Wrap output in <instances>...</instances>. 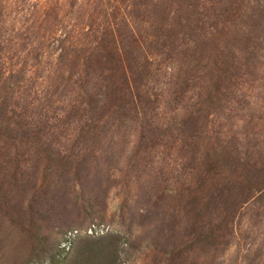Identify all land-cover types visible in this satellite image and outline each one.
<instances>
[{
  "label": "trees",
  "instance_id": "16d2710c",
  "mask_svg": "<svg viewBox=\"0 0 264 264\" xmlns=\"http://www.w3.org/2000/svg\"><path fill=\"white\" fill-rule=\"evenodd\" d=\"M101 1L73 0L72 10L83 4L94 7L97 3L93 6V2ZM154 1L115 0L113 14L103 24L95 17L96 10L86 8L82 19L75 18L73 30L65 31V38L61 39L63 52L57 62L46 58L43 63L42 46L36 34L31 33L32 19L24 24L26 31L24 26L16 27L18 17L10 25L11 12L0 0V235L12 225L32 221L37 193L61 191L60 180L70 176L66 166L74 157L65 148L67 141L97 142L115 132L122 122L135 126L138 147L153 149L171 143L197 163V171L183 187L180 206L190 221L188 236L194 238L195 244L203 245L207 255L231 244L240 211L249 205L264 209V147L258 143L248 145L222 130H209L204 123L206 117L196 112L185 114L175 123L176 127L163 120L166 100L170 107L172 102H182L181 96L193 90L188 85L196 88L199 83L198 76L191 71L199 74L206 68L193 64L198 61L197 55L203 59L204 47H199L195 40L187 42L182 31L174 29V21L181 26L189 24L194 37L209 38L224 24L225 29L226 24L247 16L242 14L240 0H230L228 6L220 9L207 0H169L168 5L179 2L180 14L173 16L174 20L173 10L164 4L167 0L160 1L158 9L152 7ZM253 1L258 10L264 8V0ZM64 7L53 4L42 22L54 21L49 36L52 39L65 22L66 16L60 17ZM145 15L151 21L143 19ZM140 20L150 24L140 26ZM200 28L203 32L196 31ZM230 42H234V36ZM27 51L37 63L32 69L17 73L19 63L13 61ZM79 51H84L83 55H77ZM72 54L78 57L74 59L77 71L68 81L73 85H67V90H63L64 83L45 86L58 72L64 78L62 64ZM222 56L224 65L225 54ZM165 68L172 75L178 71L183 77L180 90L171 91L166 84L155 82ZM226 69L221 67L222 73L216 69L212 73L219 77L214 96L221 95L220 102L234 98L236 101L237 94H241V87L227 83L226 74L231 73L225 74ZM172 95L174 99L170 100ZM199 153L204 156L201 163ZM216 175L219 179L214 183ZM213 184L214 191H208L206 188ZM213 194V199L220 202L214 217L198 208L203 199ZM159 262L156 257L154 263Z\"/></svg>",
  "mask_w": 264,
  "mask_h": 264
},
{
  "label": "rangeland",
  "instance_id": "374dc122",
  "mask_svg": "<svg viewBox=\"0 0 264 264\" xmlns=\"http://www.w3.org/2000/svg\"><path fill=\"white\" fill-rule=\"evenodd\" d=\"M3 1L7 12L8 8L11 12L10 25L18 17L20 20L15 19L16 27L24 26L23 31H26L24 24L32 19L30 26L33 24L34 27L31 33L34 32L40 41L43 63L46 58L57 62L63 52L61 39L65 38V31L73 30L75 18L82 19L86 8L96 10L95 17L103 24L113 14L115 4V0H102L93 2V6L97 3L94 7L83 4L72 10L73 0ZM160 1L155 0L152 7L160 8ZM168 1L164 4L173 10L171 17L174 20L173 16L180 14L179 2L168 5ZM207 1L217 4L220 9L228 6L230 0ZM57 3L65 5L60 17H66L52 39L49 36L54 21L42 22L48 9ZM240 4L242 14L247 16L226 24L225 29L224 24L223 29L215 30L209 38L203 34H200L202 37H194L189 24L181 26L174 21V29L181 30L187 42L195 40L199 47H204L203 59L197 55L198 61L193 64L206 68L201 69L200 75L191 71L198 76L199 83L196 88L188 85L193 90L181 96L182 102L175 105L171 101L170 107L166 100L163 120L170 125L178 124L185 114L196 112L206 117L204 123L209 130H222L248 145L258 143L264 147V8L258 10L259 6L253 0H240ZM145 16L143 19L151 21L149 16ZM138 24L148 26L150 22L143 24L140 20ZM233 36L234 42H230ZM83 53L79 51L77 55ZM222 54H225L224 65ZM31 58L29 51L15 57L13 62L19 63L17 73L36 65L37 61ZM77 58L72 54L66 64H62L64 78L58 72V76H53L45 86L64 83L63 90H67V85H73L68 81L77 71V61H74ZM221 67L227 68L225 74H232H226L227 83L241 87L236 101L234 98L220 102L221 95L214 96L215 82L219 77L212 73L215 69L222 73ZM171 73L167 68L163 69L155 82L166 84L171 91L180 90L183 77L178 71H175V76ZM169 99H174V95ZM106 135L97 142H66L67 152L74 155L66 166L70 176L61 178L59 193H37L35 212L30 217L32 221L16 227L12 225L0 235L3 237L0 239V264H155L156 257L160 264H264V209L249 205L240 211L234 223L231 244L207 255L202 250L203 245L195 244L194 238L188 236L186 230L190 221L180 206L183 187L190 183L192 174L197 171V163L190 161L182 148L171 143L153 149L150 146L138 147L135 126L130 122H122L115 132ZM205 150L206 147L203 154ZM203 159L199 153L200 163ZM217 179L218 175L214 183ZM206 189L214 191V184ZM215 194L203 199L198 206L202 211L207 210V214L211 213L212 217L220 209L218 199H213ZM94 225L110 229V232L92 237L88 231ZM76 231L79 234L72 236Z\"/></svg>",
  "mask_w": 264,
  "mask_h": 264
},
{
  "label": "built area",
  "instance_id": "2783aa9c",
  "mask_svg": "<svg viewBox=\"0 0 264 264\" xmlns=\"http://www.w3.org/2000/svg\"><path fill=\"white\" fill-rule=\"evenodd\" d=\"M106 231V232H105ZM110 232V229H103V228H100L99 226L97 225H94L93 227H91L88 231V234L92 237H95V236H98V235H105L107 233ZM73 234V233H71ZM79 233L76 231L75 232V235H72V236H77Z\"/></svg>",
  "mask_w": 264,
  "mask_h": 264
}]
</instances>
